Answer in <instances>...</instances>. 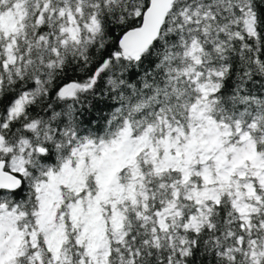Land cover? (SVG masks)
I'll use <instances>...</instances> for the list:
<instances>
[{
	"label": "snow or ice",
	"instance_id": "snow-or-ice-1",
	"mask_svg": "<svg viewBox=\"0 0 264 264\" xmlns=\"http://www.w3.org/2000/svg\"><path fill=\"white\" fill-rule=\"evenodd\" d=\"M0 264H264V0H0Z\"/></svg>",
	"mask_w": 264,
	"mask_h": 264
}]
</instances>
